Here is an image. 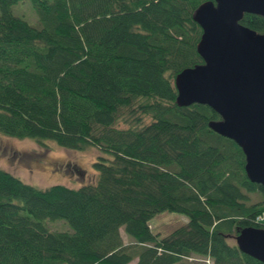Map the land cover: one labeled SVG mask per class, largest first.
Returning <instances> with one entry per match:
<instances>
[{
	"label": "trees",
	"instance_id": "obj_1",
	"mask_svg": "<svg viewBox=\"0 0 264 264\" xmlns=\"http://www.w3.org/2000/svg\"><path fill=\"white\" fill-rule=\"evenodd\" d=\"M19 1L0 0V133L94 147L97 175L38 188L0 169V264H264L235 242L264 228V188L209 128L215 111L176 104L175 76L203 62L192 13L207 0H30L36 25ZM241 23L264 33L260 15ZM164 211L187 224L154 233Z\"/></svg>",
	"mask_w": 264,
	"mask_h": 264
},
{
	"label": "water",
	"instance_id": "obj_2",
	"mask_svg": "<svg viewBox=\"0 0 264 264\" xmlns=\"http://www.w3.org/2000/svg\"><path fill=\"white\" fill-rule=\"evenodd\" d=\"M264 17V0H207L192 13L202 33V63L174 78L176 104H203L220 119L208 126L233 140L245 155V173L264 188V33L241 23L244 14ZM239 250L264 263V228L245 227Z\"/></svg>",
	"mask_w": 264,
	"mask_h": 264
},
{
	"label": "rangeland",
	"instance_id": "obj_3",
	"mask_svg": "<svg viewBox=\"0 0 264 264\" xmlns=\"http://www.w3.org/2000/svg\"><path fill=\"white\" fill-rule=\"evenodd\" d=\"M12 11L31 25H36L38 22L30 0L17 2L12 6ZM96 154L97 149L91 146L82 150H74L48 140L38 142L29 138H15L0 133V169L38 188H45L52 184L76 188L83 183L95 180L97 174L93 168V162ZM249 197L250 202L262 201L259 193L250 194ZM187 222L188 217L184 214L164 211L153 216L149 224L154 233L165 236ZM261 222L264 225V219ZM49 227L53 230L69 228L63 220L51 222ZM121 236L124 244H133L123 231H121Z\"/></svg>",
	"mask_w": 264,
	"mask_h": 264
},
{
	"label": "built area",
	"instance_id": "obj_4",
	"mask_svg": "<svg viewBox=\"0 0 264 264\" xmlns=\"http://www.w3.org/2000/svg\"><path fill=\"white\" fill-rule=\"evenodd\" d=\"M205 262L208 263V264L211 263L209 259H205Z\"/></svg>",
	"mask_w": 264,
	"mask_h": 264
}]
</instances>
